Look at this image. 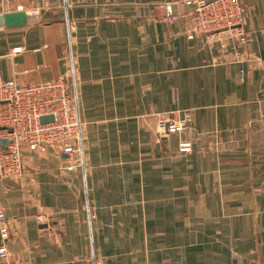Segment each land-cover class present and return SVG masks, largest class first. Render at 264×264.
<instances>
[{
  "label": "crops",
  "instance_id": "crops-1",
  "mask_svg": "<svg viewBox=\"0 0 264 264\" xmlns=\"http://www.w3.org/2000/svg\"><path fill=\"white\" fill-rule=\"evenodd\" d=\"M238 1L194 31L182 0H0L37 16L0 26V74L69 79L81 149L0 180V264H264V0Z\"/></svg>",
  "mask_w": 264,
  "mask_h": 264
},
{
  "label": "built area",
  "instance_id": "built-area-1",
  "mask_svg": "<svg viewBox=\"0 0 264 264\" xmlns=\"http://www.w3.org/2000/svg\"><path fill=\"white\" fill-rule=\"evenodd\" d=\"M182 1L192 7L194 31L207 30L217 23L232 26L233 23L240 21L239 15L244 10L238 0ZM163 7L168 21L177 19L171 11V2L163 3ZM236 35L240 42L245 41L241 30ZM17 50L20 48L13 49ZM234 55L236 59L242 58L239 52ZM62 77L22 85L0 74V140L7 141L5 148L0 144V178L8 172H20L21 143L33 152H44L48 145L55 144L59 145L66 155L75 153L73 140L78 139L79 124L73 105L72 85L68 83L66 77ZM49 115L53 120L40 121L41 117ZM168 129L174 130V125L170 124ZM7 237L8 229L4 225L3 213L0 211V239L3 241ZM6 257L7 250L2 244L0 259L5 260Z\"/></svg>",
  "mask_w": 264,
  "mask_h": 264
},
{
  "label": "rangeland",
  "instance_id": "rangeland-1",
  "mask_svg": "<svg viewBox=\"0 0 264 264\" xmlns=\"http://www.w3.org/2000/svg\"><path fill=\"white\" fill-rule=\"evenodd\" d=\"M60 77H62V76H60ZM60 77H58V78H60ZM63 78V77H62ZM46 80V79H45ZM68 81V83L70 84V85H72L71 83H70V81H69V79L67 80ZM73 105H74V108H75V112H76V106H75V104L73 103ZM76 116H77V112H76ZM78 119V118H77ZM78 124H79V121H78ZM170 124H173L174 125V129H179V130H182V129H185L187 126H186V124L183 122V121H176V120H170V121H168V125L167 126H169ZM0 125H1V121H0ZM2 133H4V132H2ZM79 138V137H78ZM78 140L79 139H74L73 140V145L75 144V148H76V151H75V153L74 154H71V155H66L67 157H71V158H74V157H76L77 155H78V153H80V151H81V149H80V145H79V142H78ZM75 141V142H74ZM20 146H21V149H20V152H19V159H20V162H21V171H22V169H23V165H24V162H23V160H22V155H23V150H25V149H27L28 151H30L27 147H26V145L25 144H23V143H21L20 144ZM49 147H53V148H56L57 149V151H60V152H62V149H61V147L59 146V145H55V144H51V145H48L47 147H46V150L44 151V152H46L47 151V149L49 148ZM190 150V143L189 142H180V143H178V151H181V152H184V151H189ZM30 152H32V153H38V154H42V153H44V152H39V151H35V152H33V151H30ZM63 153V152H62ZM20 171V170H19ZM17 173H16V171H12V172H8V173H6V174H4L3 176H1V178H0V180L2 179V178H5V177H7V176H11V175H16ZM1 211V210H0ZM2 212V211H1ZM3 221H4V219H3ZM4 225H5V223H4ZM6 226V225H5ZM7 227V226H6Z\"/></svg>",
  "mask_w": 264,
  "mask_h": 264
},
{
  "label": "water",
  "instance_id": "water-1",
  "mask_svg": "<svg viewBox=\"0 0 264 264\" xmlns=\"http://www.w3.org/2000/svg\"><path fill=\"white\" fill-rule=\"evenodd\" d=\"M37 21L36 15H29L23 9H17L14 11L4 12L0 14V26L4 27H16L23 26L27 23H32ZM53 120L51 115L43 116L40 118L41 122H47ZM6 140L1 139L0 144L3 148H5Z\"/></svg>",
  "mask_w": 264,
  "mask_h": 264
}]
</instances>
